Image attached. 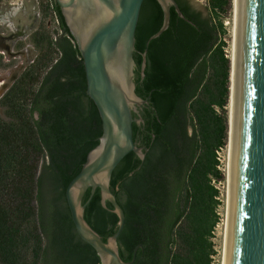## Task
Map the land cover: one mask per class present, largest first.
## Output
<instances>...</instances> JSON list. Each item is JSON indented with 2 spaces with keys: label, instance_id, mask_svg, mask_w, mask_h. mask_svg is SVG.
<instances>
[{
  "label": "trees",
  "instance_id": "obj_1",
  "mask_svg": "<svg viewBox=\"0 0 264 264\" xmlns=\"http://www.w3.org/2000/svg\"><path fill=\"white\" fill-rule=\"evenodd\" d=\"M176 1L186 19L171 9L168 29L149 43L163 10L157 0L142 5L134 81L147 104L133 137L148 151L144 162L127 155L110 183L126 216L121 259L132 261L143 246L133 264H211L214 254L221 192L212 181L226 180L216 152L228 143L232 73L222 15L232 0H209L207 17L190 0ZM53 12L57 34L34 37L35 63L1 101L0 264H101L76 231L66 189L99 145L102 120L55 1ZM90 197L91 189L83 205ZM84 218L104 241L118 230L119 217L109 201L102 204L100 189Z\"/></svg>",
  "mask_w": 264,
  "mask_h": 264
},
{
  "label": "water",
  "instance_id": "obj_2",
  "mask_svg": "<svg viewBox=\"0 0 264 264\" xmlns=\"http://www.w3.org/2000/svg\"><path fill=\"white\" fill-rule=\"evenodd\" d=\"M78 46L84 62L87 95L95 103L103 126L99 145L88 154L79 174L69 183L66 199L79 237L95 249L101 264H133L119 255L118 238L126 216L110 189L116 167L130 153L142 162L148 151L133 137V124L141 123L142 107L147 101L136 93L134 81L136 31L145 0H54ZM163 10V25L148 43L169 27L171 9L186 19L176 0H157ZM96 9H106L105 20L95 21ZM84 11L86 33H78L70 19L77 9ZM93 17V18H92ZM147 43V44H148ZM143 53L142 76L147 66ZM122 74L115 80L111 68ZM236 96L238 99L233 213L229 264H264V0H243L241 39ZM139 108V111L137 110ZM134 114L138 118H134ZM141 168L130 173L132 176ZM91 189V201L97 189L102 204L109 201L119 217L118 230L106 241L84 218L83 198Z\"/></svg>",
  "mask_w": 264,
  "mask_h": 264
},
{
  "label": "rangeland",
  "instance_id": "obj_3",
  "mask_svg": "<svg viewBox=\"0 0 264 264\" xmlns=\"http://www.w3.org/2000/svg\"><path fill=\"white\" fill-rule=\"evenodd\" d=\"M192 5L201 11L204 16L210 15L209 10V0H190ZM48 0H1L0 3V22L4 20H8L10 24L13 26H17L20 29L26 30V27H30L34 23L35 13L42 8L40 6L41 3H45L47 5ZM234 0L231 1L230 10L227 14L222 15L224 20L225 29H226V36L224 37V41L227 43L226 52L228 53L231 59V67H232V54L235 44V36H236V23H235V9H234ZM51 18V19H50ZM50 18L45 19L42 21L39 18V26L46 24L49 20L51 21V28L49 31L53 33L55 36L57 33V23L54 21L55 19L50 16ZM38 26V24H37ZM37 27L34 26L33 30ZM31 30H28L24 35L23 44L25 48L29 51L30 60L35 59L37 56V51L34 49L33 45L31 44L28 36L31 33ZM235 33V34H234ZM25 64L28 65L29 60L27 58L24 59ZM8 81L10 82V75L7 77ZM1 86V85H0ZM1 88V87H0ZM2 89V88H1ZM2 108H0V115L2 114ZM139 111V108H137ZM229 113V121H230V103L228 107ZM230 124H229V135H228V143L226 148L223 151L224 159L222 165V171L225 173L226 180L221 184H217L220 188L221 192V205L220 209L222 210L223 218H224V225L219 230L218 238H217V248L219 250V257H217L216 264H224V249H225V238L227 233V224L229 220L228 216V207H229V176H230Z\"/></svg>",
  "mask_w": 264,
  "mask_h": 264
},
{
  "label": "flooded vegetation",
  "instance_id": "obj_4",
  "mask_svg": "<svg viewBox=\"0 0 264 264\" xmlns=\"http://www.w3.org/2000/svg\"><path fill=\"white\" fill-rule=\"evenodd\" d=\"M48 5L49 7H47ZM40 6H42V8H40L35 13L34 23L30 27H26V30L24 31L23 29H20L17 26H13L12 24L8 23V20L0 22V87L2 88H0V108H2L1 101L4 99L7 93L22 78L28 67L35 63V59L30 60L29 51L23 44V40L25 38L24 35L26 34V32L28 30L32 31L29 34L28 38L37 52L39 51L37 45L34 43V37L41 36L45 38L48 35H53V33L49 31V29L51 28L50 20L46 24L44 23V25L40 26L38 21L39 18L41 21L42 19L45 20L50 18V16L54 18V1L48 0L47 5H45V3H41ZM35 25L37 28L33 30ZM25 58L29 60L28 65L25 64ZM9 75L10 82L7 83V77ZM1 115H5L4 109L2 110Z\"/></svg>",
  "mask_w": 264,
  "mask_h": 264
},
{
  "label": "bare ground",
  "instance_id": "obj_5",
  "mask_svg": "<svg viewBox=\"0 0 264 264\" xmlns=\"http://www.w3.org/2000/svg\"><path fill=\"white\" fill-rule=\"evenodd\" d=\"M243 0H234V9H235V23H236V36L235 44L232 54V73H231V97H230V145H231V156H230V176H229V207H228V224H227V233L225 238V249H224V264H229L230 260V249H231V224H232V213H233V193H234V174H235V154H236V134H237V110H238V99L236 96L237 89V78H238V62L240 54V39H241V11H242ZM95 21L105 20L109 13L106 9L95 7ZM92 17V18H93ZM76 31L78 33H86V29L83 28V20H86L84 11L82 9H77L70 17ZM235 34V33H234ZM111 74L115 80L121 82L122 86L125 89V92L128 93V90L125 87L124 79L122 74L114 66L111 68Z\"/></svg>",
  "mask_w": 264,
  "mask_h": 264
},
{
  "label": "built area",
  "instance_id": "obj_6",
  "mask_svg": "<svg viewBox=\"0 0 264 264\" xmlns=\"http://www.w3.org/2000/svg\"><path fill=\"white\" fill-rule=\"evenodd\" d=\"M226 147H221L217 150L216 154H217V159L220 162V166L219 169L222 170V163H223V159H224V155L222 154L224 149ZM213 185L218 188L220 190V188L217 186V184H221L223 182H216V180L212 181ZM221 200V198H219ZM222 210L220 209V205L218 206V208L216 209V213L219 216V221L217 222V224L214 226V228L211 231V235H210V241L213 244V248H214V254L211 256V264H216V259L217 257H219V250L217 248V238H218V233L219 230L222 228V226L224 225V218H223V214L221 213Z\"/></svg>",
  "mask_w": 264,
  "mask_h": 264
}]
</instances>
